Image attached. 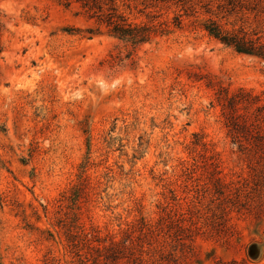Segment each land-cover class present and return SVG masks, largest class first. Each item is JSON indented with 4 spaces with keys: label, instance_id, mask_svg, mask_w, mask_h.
Listing matches in <instances>:
<instances>
[{
    "label": "rangeland",
    "instance_id": "rangeland-1",
    "mask_svg": "<svg viewBox=\"0 0 264 264\" xmlns=\"http://www.w3.org/2000/svg\"><path fill=\"white\" fill-rule=\"evenodd\" d=\"M114 2L163 32L127 57L77 4L0 0V264H105L113 242L145 264L264 261V216L221 210L253 173L217 101L264 95V64L201 27L264 37V0Z\"/></svg>",
    "mask_w": 264,
    "mask_h": 264
},
{
    "label": "trees",
    "instance_id": "trees-1",
    "mask_svg": "<svg viewBox=\"0 0 264 264\" xmlns=\"http://www.w3.org/2000/svg\"><path fill=\"white\" fill-rule=\"evenodd\" d=\"M226 2L219 5L221 12L227 6L232 8L231 11L235 9L234 0H226ZM71 4H77L83 14L96 23L95 30L91 28L85 30L88 37L99 34L100 27H103L107 36L131 46L132 50L127 57H130L136 48L150 42L156 34L163 32L147 25L131 24L117 11L114 0H62V5L66 8ZM209 12L206 10V13ZM201 27L209 37L236 54L251 57L264 64V37L257 36L256 32L249 33L242 27L228 30L210 19L206 20ZM217 101L221 107L226 136L231 144L236 146L237 152L247 162L253 173L250 187L245 182L240 183L233 188L231 198L222 200L220 203L222 213L226 215V209L230 207L236 213H246L260 220L264 216V95L244 89L229 93L226 88L219 86ZM223 187L219 179V195L222 194ZM76 192L75 200L80 197V186L76 187ZM75 228L79 229V227ZM262 235L264 246V231ZM179 236L181 235H174L175 242L182 240ZM82 237L85 238L83 235ZM125 241H129L127 236ZM103 250L106 254L103 258L106 261L105 264L107 262L115 264L122 258L125 251H127V255L124 256L127 258L126 264H145L140 257H133L132 243L127 246L126 242H113L110 247H103ZM169 256L171 257L172 254ZM219 264H264V261L262 259L254 262L252 259L243 258L222 261Z\"/></svg>",
    "mask_w": 264,
    "mask_h": 264
}]
</instances>
